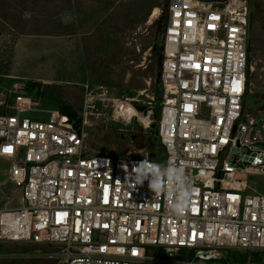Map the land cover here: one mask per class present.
<instances>
[{"label":"built area","instance_id":"1","mask_svg":"<svg viewBox=\"0 0 264 264\" xmlns=\"http://www.w3.org/2000/svg\"><path fill=\"white\" fill-rule=\"evenodd\" d=\"M166 14L156 121L152 102L137 107L140 99L104 85L81 84L76 118L33 110L18 84L7 90L0 159L20 162L24 174L20 205L0 207V243L57 245L63 264H196L229 250L256 255L235 264H264V188L248 181L264 177V119L244 109L248 1L168 0ZM99 117L119 131L156 124L161 169L181 168L193 189L186 211L171 210L167 178L159 192L125 180L122 163L158 164L156 155L88 152L84 131ZM182 251L192 257L179 259Z\"/></svg>","mask_w":264,"mask_h":264},{"label":"rangeland","instance_id":"2","mask_svg":"<svg viewBox=\"0 0 264 264\" xmlns=\"http://www.w3.org/2000/svg\"><path fill=\"white\" fill-rule=\"evenodd\" d=\"M247 1L249 82L244 109L264 119V114H256L264 109V0ZM167 2L0 0V111L11 102L7 90L18 84L32 99L33 110L69 106L77 116L81 84L87 82L106 86L116 98H138L141 103L137 107L152 102L150 108L153 115L157 111L158 118L161 102L155 100L154 79L157 38L159 33L163 35ZM155 8L158 14L148 25ZM22 117L46 119V115L36 113ZM90 124L84 131L89 153L99 152L113 159L141 157L155 147V161L164 165L166 156L158 144L153 145L148 137L144 142L130 140L131 133L141 130L136 123L128 131L117 130L119 126L102 117ZM23 174L20 162L0 159V207L20 205ZM248 181L264 188V177L250 176ZM59 250V246L49 244L0 243V264H63L57 256ZM242 253H248L246 261L256 260L254 253ZM184 257L189 259L192 254ZM212 261L196 264H218Z\"/></svg>","mask_w":264,"mask_h":264},{"label":"clouds","instance_id":"3","mask_svg":"<svg viewBox=\"0 0 264 264\" xmlns=\"http://www.w3.org/2000/svg\"><path fill=\"white\" fill-rule=\"evenodd\" d=\"M121 168L125 173V180L129 184L143 185L148 181L149 188L153 192L162 190V182L164 178L172 184L174 200L171 210L176 214H181L190 206L191 195L193 189L185 177L183 170L175 165L161 169L160 165L149 163L147 161H132L129 165L127 162L121 164Z\"/></svg>","mask_w":264,"mask_h":264},{"label":"trees","instance_id":"4","mask_svg":"<svg viewBox=\"0 0 264 264\" xmlns=\"http://www.w3.org/2000/svg\"><path fill=\"white\" fill-rule=\"evenodd\" d=\"M164 12H165V9H164ZM157 45L159 46L158 67H157V71H156L154 79H155V100L159 104L161 102V97H162V88H161V85H160V79H159V75H158L159 71L161 69V67L159 66V62L161 61L160 48L163 46L162 32H161V34L159 33V36L157 38ZM248 59H249V56H248ZM248 78H249V73H248V69H247V78H246L247 88H248V82H249ZM157 89H159V93L156 92ZM30 90H32V89H30ZM59 111L62 114L68 115L71 118H76V114L74 113L72 108H70L69 106H63V107H61L59 109ZM159 111H160V109H159ZM0 113H4V112L1 110ZM158 114H159V112H158ZM158 117H159V115H158ZM154 119H155V121L158 119L157 118V111H155ZM145 137H148L153 145H157L158 144V146H160V143H159V140H158L156 124L153 123L151 125V127L148 130H146V131L142 130V129L139 130V131H134L129 136V138H130V140H132V142H136V140L140 141V142H144ZM148 151H149L150 155H157V148H155V147L150 148ZM34 245H38V244H34ZM24 251H26V250L24 249ZM189 254L191 255V253H189ZM247 255H248V253H242L240 251L229 250V251L224 252L223 256L220 259L214 260L212 262L218 263V264L243 263V262H246ZM184 256H186V251L185 252L182 251L179 254L178 258L179 259H184L185 258Z\"/></svg>","mask_w":264,"mask_h":264},{"label":"water","instance_id":"5","mask_svg":"<svg viewBox=\"0 0 264 264\" xmlns=\"http://www.w3.org/2000/svg\"><path fill=\"white\" fill-rule=\"evenodd\" d=\"M198 1L204 2V3H215V2H225L227 0H198ZM162 38H163V35H162ZM247 52H249V40H248ZM162 56H163V46L160 48L161 59H162ZM159 66H161V62H159ZM158 75L160 76V71ZM156 92L159 93V89H157ZM149 158L150 160H154V155H149Z\"/></svg>","mask_w":264,"mask_h":264},{"label":"bare ground","instance_id":"6","mask_svg":"<svg viewBox=\"0 0 264 264\" xmlns=\"http://www.w3.org/2000/svg\"><path fill=\"white\" fill-rule=\"evenodd\" d=\"M157 14H158V10L155 8V9L153 10L152 15H151L150 18H149L148 25H151V24L153 23L154 18L156 17Z\"/></svg>","mask_w":264,"mask_h":264},{"label":"snow or ice","instance_id":"7","mask_svg":"<svg viewBox=\"0 0 264 264\" xmlns=\"http://www.w3.org/2000/svg\"><path fill=\"white\" fill-rule=\"evenodd\" d=\"M238 90V89H237Z\"/></svg>","mask_w":264,"mask_h":264}]
</instances>
